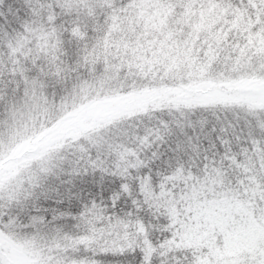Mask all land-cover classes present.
Segmentation results:
<instances>
[{"label": "snow or ice", "instance_id": "1", "mask_svg": "<svg viewBox=\"0 0 264 264\" xmlns=\"http://www.w3.org/2000/svg\"><path fill=\"white\" fill-rule=\"evenodd\" d=\"M0 264H264V0H0Z\"/></svg>", "mask_w": 264, "mask_h": 264}]
</instances>
